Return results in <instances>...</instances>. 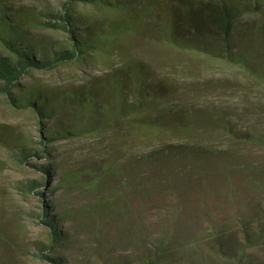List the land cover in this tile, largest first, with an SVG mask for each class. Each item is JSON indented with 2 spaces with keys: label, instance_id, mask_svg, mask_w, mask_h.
Listing matches in <instances>:
<instances>
[{
  "label": "rangeland",
  "instance_id": "374dc122",
  "mask_svg": "<svg viewBox=\"0 0 264 264\" xmlns=\"http://www.w3.org/2000/svg\"><path fill=\"white\" fill-rule=\"evenodd\" d=\"M6 2L24 10L47 13L60 9L63 0ZM78 10L85 15L92 11L80 4ZM38 33L46 40L63 38L62 34L46 29H39ZM0 52L6 53L1 45ZM253 55L252 62L264 68V48H256ZM131 59L149 65L175 92L174 103L214 109L212 114L198 119L199 127L206 126L201 129L205 132H197L192 141L222 156L215 161L212 176L206 179L211 181L204 184L194 176L186 188L177 186L176 191L163 193L157 202L146 205L144 201L128 198L120 183L95 190L85 184L49 194L50 187L44 188L42 177L54 187L61 175L93 171L105 163L118 166L120 172L138 152L188 141L170 132L152 134L134 154H129L126 147L129 148L130 142L119 129L70 140L45 141L50 153L32 157L28 163L18 160L19 152L14 147L0 143V264H52L38 257V248H42L47 258L53 255L48 249L50 229L42 221L45 203L50 206L51 216L64 209L76 215L61 223V230L68 233L65 250L62 246L57 248L63 251V264H122L121 257L134 264L143 250L149 245L151 249L161 238L175 249L176 264H233L217 250L214 239L220 228L224 227L236 241L242 240L245 223L252 229L258 225L264 229V81L241 67L173 49L153 34L139 30L134 37L120 41L115 49L96 55L92 62L66 65L50 72L35 71L22 84L67 90ZM218 111L235 120L236 129L230 134L216 129L221 121ZM45 123L40 124L30 110L13 109L7 97L0 94V133L9 134L11 141L26 142L28 149L38 151L43 147L39 142L44 141V130L54 125L52 119ZM133 143L135 146L136 142ZM31 164L56 166L52 175L46 177ZM32 184L38 185L31 192L26 186ZM39 193L45 194L44 200ZM117 193L121 194L119 199L114 200L105 216L101 209L93 212L97 203L106 202ZM246 261L264 264V246L259 244L249 250Z\"/></svg>",
  "mask_w": 264,
  "mask_h": 264
},
{
  "label": "trees",
  "instance_id": "16d2710c",
  "mask_svg": "<svg viewBox=\"0 0 264 264\" xmlns=\"http://www.w3.org/2000/svg\"><path fill=\"white\" fill-rule=\"evenodd\" d=\"M79 4L91 8V14L79 11ZM39 29L60 33L63 38L43 39ZM139 30L153 34L168 47L241 67L264 81V68L252 62L253 51L264 48V0H63L60 9L47 13L24 10L0 0V45L6 52H0V94L7 97L13 109L33 112L40 124L49 119L54 122L53 127L44 130V141L39 142L43 147L38 151L28 149L26 142L11 141L9 134L0 133V143L14 147L21 163L43 156L44 152L48 155L51 149L45 141L70 140L119 129L130 142L129 148L126 147L129 154H134L152 134L170 132L188 141L138 152L120 172L118 166L105 163L93 171L61 175L54 187L42 177L44 188L50 187L49 194L85 184L95 190L120 183L128 198L144 201L146 205L157 202L163 193L176 191L177 186L186 188L194 176L204 184L211 181L206 179L212 176L213 165L222 156L192 141L197 132H205L201 129L206 126L199 127L198 119L212 114L214 109L174 103L175 92L142 60H128L67 90L22 84L35 71L50 72L66 65L92 62L96 55L115 49L120 41L134 37ZM218 113L221 121L216 129L230 134L236 129L235 120L223 111ZM31 166L50 177L56 165ZM37 185L26 188L32 192ZM39 195L44 200L45 194ZM120 195L97 203L93 212L101 209L105 216ZM74 215L64 209L51 216L49 204L43 205L42 221L50 229L48 249L53 255L47 258L42 248H38L40 259L63 264V251L57 248H65L68 233L61 230V223ZM214 241L219 254L233 264H249L248 251L259 244L264 246V229L260 225L252 229L245 223L242 240L236 241L221 227ZM168 243L161 238L151 249L149 245L134 264H176L177 253ZM119 260L132 264L126 257Z\"/></svg>",
  "mask_w": 264,
  "mask_h": 264
}]
</instances>
